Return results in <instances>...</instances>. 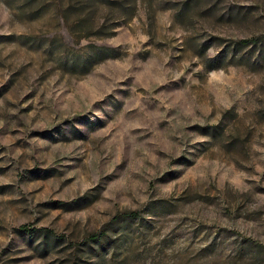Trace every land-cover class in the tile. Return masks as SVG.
<instances>
[{
	"label": "rangeland",
	"instance_id": "374dc122",
	"mask_svg": "<svg viewBox=\"0 0 264 264\" xmlns=\"http://www.w3.org/2000/svg\"><path fill=\"white\" fill-rule=\"evenodd\" d=\"M213 1L248 14L138 0L82 41L68 0H0V264H264V62L201 56L264 41V0Z\"/></svg>",
	"mask_w": 264,
	"mask_h": 264
},
{
	"label": "trees",
	"instance_id": "16d2710c",
	"mask_svg": "<svg viewBox=\"0 0 264 264\" xmlns=\"http://www.w3.org/2000/svg\"><path fill=\"white\" fill-rule=\"evenodd\" d=\"M15 1V0H10ZM48 0H24L26 8H32L33 14L42 12L47 6ZM67 12L75 14V23L80 26V40L86 41L95 36L98 39L106 38L107 30H113V14L118 13L132 19L138 9V0H68ZM217 2L213 0H183L177 12V17H182L184 13L192 10L202 9L206 14L235 20L245 18L248 13H243L242 7L218 8ZM120 25H115L114 29ZM216 40V39H215ZM219 40V39H217ZM211 45L201 46V56L204 58L203 66L206 71L222 70L229 66L250 65L258 67L264 62V41L255 39L233 40L224 45L215 56H208ZM113 57V50L103 46H90L87 53L79 57L73 66H82L84 70H90L96 64Z\"/></svg>",
	"mask_w": 264,
	"mask_h": 264
}]
</instances>
